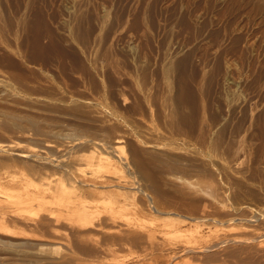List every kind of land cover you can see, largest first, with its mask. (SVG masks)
Listing matches in <instances>:
<instances>
[{
  "label": "rangeland",
  "instance_id": "1",
  "mask_svg": "<svg viewBox=\"0 0 264 264\" xmlns=\"http://www.w3.org/2000/svg\"><path fill=\"white\" fill-rule=\"evenodd\" d=\"M0 212V264H264V0H0Z\"/></svg>",
  "mask_w": 264,
  "mask_h": 264
},
{
  "label": "bare ground",
  "instance_id": "2",
  "mask_svg": "<svg viewBox=\"0 0 264 264\" xmlns=\"http://www.w3.org/2000/svg\"><path fill=\"white\" fill-rule=\"evenodd\" d=\"M120 142L121 141H116L115 143V145H118V144H120ZM96 145V144H95ZM96 161H97V164H105V163H108L109 162V160H108V158L107 157H105V156H103V155H98L97 157H96ZM1 213V212H0Z\"/></svg>",
  "mask_w": 264,
  "mask_h": 264
}]
</instances>
